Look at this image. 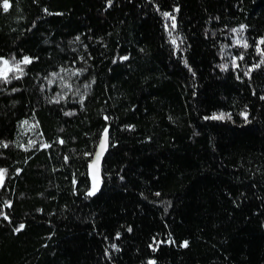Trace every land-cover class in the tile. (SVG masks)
Listing matches in <instances>:
<instances>
[{"label": "trees", "instance_id": "16d2710c", "mask_svg": "<svg viewBox=\"0 0 264 264\" xmlns=\"http://www.w3.org/2000/svg\"><path fill=\"white\" fill-rule=\"evenodd\" d=\"M9 4L0 264H264V0Z\"/></svg>", "mask_w": 264, "mask_h": 264}, {"label": "snow or ice", "instance_id": "6c2138e0", "mask_svg": "<svg viewBox=\"0 0 264 264\" xmlns=\"http://www.w3.org/2000/svg\"><path fill=\"white\" fill-rule=\"evenodd\" d=\"M108 2H109V5H111L112 0H108ZM2 7H3V10L5 12L8 11V9L10 7L9 0H3ZM164 15L166 17H168L169 19L172 20L171 27L172 28H175V18L173 16H171V14H169V13H164ZM234 31H236V30H234ZM240 31H243V26L241 27ZM173 43L175 44V40H173ZM237 44H240V41L239 40H237ZM260 44H264V38L260 39L257 42V45H256L257 53L264 55V53H261V49L259 47ZM241 46L244 47V48H247L249 45H248L247 41L245 40L241 44ZM122 59H127V57H123ZM240 59H243V55H241ZM20 63H22V64H29V63H31V59L28 58V57H24L22 61H20L18 64H16V70L19 71L21 74H23V69L19 67V64ZM260 63L261 64H264V60H261ZM3 64H4V69H3V71H0V77H3V79L5 80V82H7L8 73L10 71H12V68H10L8 66V61H3ZM233 64L235 65V60H233ZM259 66H260V64L254 65V67H259ZM222 68H226V66H222ZM251 70L252 69H249V71L246 72L245 75H250ZM16 78H19V77H16ZM262 99H264V97H262ZM209 118L210 119H220V120H222V119H225V114L224 113H221L220 115H213L212 117H209ZM228 118H230V115L228 116ZM245 118H247L246 115H245ZM105 119H107V117ZM107 142H108V132H107V129H105L104 130L103 139L101 140V143H100V151L96 154L95 160L90 165L95 170H98L99 160H100V157L102 156L104 150L107 147ZM61 143H63V141H61ZM3 172H4V170H0V183H2V173ZM98 190H99V184H98V182H97V180H96V178L94 176V183H93L92 190H90L87 194L89 196L95 195ZM157 195H159V193H157ZM5 218L7 219V217H5ZM23 227H24L23 225H20L16 230L17 231H20V230L23 229ZM129 231H131V229H129ZM183 246H185V247L187 246V242L186 241L184 242V245Z\"/></svg>", "mask_w": 264, "mask_h": 264}, {"label": "water", "instance_id": "95a60500", "mask_svg": "<svg viewBox=\"0 0 264 264\" xmlns=\"http://www.w3.org/2000/svg\"><path fill=\"white\" fill-rule=\"evenodd\" d=\"M102 139H103V136L101 137V139L97 145V148H96V150H95V152L91 158V161L88 164V175H89V179H90L91 190H92L93 183H94V176H95V178L99 184V190L101 189V186H102V162H103V159H104L106 152L108 150V146H109L108 142H107L106 149L104 150L102 156L100 157L98 170H95L90 166L93 163V161L95 160L96 154L100 151V143H101ZM99 190L97 192H99Z\"/></svg>", "mask_w": 264, "mask_h": 264}, {"label": "rangeland", "instance_id": "374dc122", "mask_svg": "<svg viewBox=\"0 0 264 264\" xmlns=\"http://www.w3.org/2000/svg\"><path fill=\"white\" fill-rule=\"evenodd\" d=\"M8 66H9V65H8ZM9 67H10V66H9ZM1 68L3 69L4 66H2ZM1 68H0V71H3ZM0 170H2V169H0ZM4 177H5V172L2 173V183H3ZM2 183H0V187L2 186Z\"/></svg>", "mask_w": 264, "mask_h": 264}]
</instances>
